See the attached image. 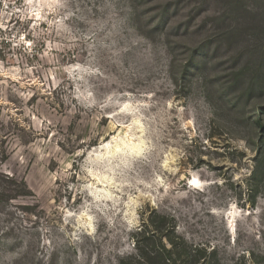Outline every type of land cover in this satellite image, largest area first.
<instances>
[{"label": "rangeland", "instance_id": "374dc122", "mask_svg": "<svg viewBox=\"0 0 264 264\" xmlns=\"http://www.w3.org/2000/svg\"><path fill=\"white\" fill-rule=\"evenodd\" d=\"M0 264H264V0H0Z\"/></svg>", "mask_w": 264, "mask_h": 264}, {"label": "trees", "instance_id": "16d2710c", "mask_svg": "<svg viewBox=\"0 0 264 264\" xmlns=\"http://www.w3.org/2000/svg\"><path fill=\"white\" fill-rule=\"evenodd\" d=\"M251 89H252V87L249 88V92H251ZM252 202H253V200H252ZM164 252H165V253H164V255H163V260H164L163 262H165V261H167V260H169V259L171 258V257H170V256H171V255H170L171 252H170L169 249H168V250H165ZM160 258H162V254H161V257H160ZM160 261H162V259H161Z\"/></svg>", "mask_w": 264, "mask_h": 264}]
</instances>
